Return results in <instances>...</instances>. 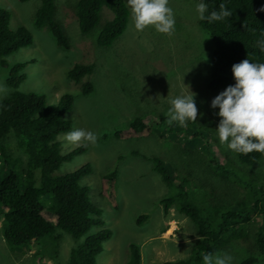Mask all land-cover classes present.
I'll list each match as a JSON object with an SVG mask.
<instances>
[{
  "label": "rangeland",
  "instance_id": "374dc122",
  "mask_svg": "<svg viewBox=\"0 0 264 264\" xmlns=\"http://www.w3.org/2000/svg\"><path fill=\"white\" fill-rule=\"evenodd\" d=\"M77 1L54 0V21L67 39L68 47L64 49L57 45L48 28L34 26L39 0H0V8L10 15L9 27L12 30L23 27L32 35L30 46L0 59V101L12 92L6 84L10 69L15 64H26L21 71L25 78L16 91L42 95L48 105L57 104L62 95H71L72 109L64 116L70 123V131L83 129L96 134L94 144L79 145L68 143L65 134L58 135L56 141L62 155L80 147H84V152L62 163L52 173V176H62L90 167V173L81 179L80 185L88 188L90 202L101 210L103 228L111 233L95 264H125L131 244L139 248L141 264L186 259L198 239L197 229L175 209L163 212L161 200L173 190L161 181L150 159H160L174 179H185L190 201L204 216H211L216 209L222 213L235 208L238 201L249 198L248 192L253 199L254 190L260 205L264 206V155L252 166L238 165L231 150L216 137L218 109H211L209 105L224 89L207 87L213 43L199 27L197 2L169 0L175 24L171 34L165 35L151 26L136 31L124 0L129 12L127 27L110 47L103 48L96 44V36L111 19V13L103 8L99 25L83 35L74 14ZM75 65L93 66L92 73L77 84L67 79V72ZM85 82L92 86L86 95L81 92ZM187 88L195 94L194 125L187 123L186 127H180L158 121L166 118L169 101L187 94ZM135 118L147 122L145 133H127ZM174 125L181 130L175 135L168 129ZM116 132L123 135L115 138ZM193 134H199L200 138L192 139ZM3 144L9 160L6 163L0 160V172L12 167L8 166L11 160L18 161L13 171L21 172L26 159L15 147L12 136ZM214 151L218 160L235 159L232 162L242 171L241 181L249 183L251 188L242 185L247 189L242 190L229 182L232 179H221L215 173ZM111 173L109 190L103 178ZM35 175L38 186V172ZM41 204L44 219L54 225V217L48 210L50 201L43 198ZM142 215L147 219L137 224ZM260 225L264 228V220L255 214L244 227L245 236L226 241L215 254L230 256L231 264H240L250 256L256 258L254 264H264V257L255 246ZM97 230L93 227L89 234ZM54 236L58 238L56 241L43 237L23 248H11L0 228V264H66L70 249L82 239L76 241L58 228Z\"/></svg>",
  "mask_w": 264,
  "mask_h": 264
},
{
  "label": "trees",
  "instance_id": "16d2710c",
  "mask_svg": "<svg viewBox=\"0 0 264 264\" xmlns=\"http://www.w3.org/2000/svg\"><path fill=\"white\" fill-rule=\"evenodd\" d=\"M26 2L28 0H18ZM199 2V0H194ZM207 5L205 19H199V27L209 36L213 43L210 57L209 79L207 87L211 90L224 89L234 83L231 66L241 60L264 63V12L258 11L264 0H204ZM224 3L230 11V16L220 21L207 19L211 11H219V5ZM111 13V19L104 23L96 36L99 47H110L125 31L129 19V12L124 0H78L75 6V17L79 32L83 35L91 33L100 22L102 9ZM54 0H39V7L35 13L34 26L37 29L48 28L57 45L66 49L67 39L61 27L54 21ZM10 15L0 8V59H3L21 48L31 45L32 35L19 27L12 30L9 27ZM26 64H15L6 79L7 86L12 92L0 101V160H9L4 140L12 136L15 147L26 159L21 172H14L18 167L17 160L7 163L10 169L0 172V228L5 242L11 248H23L32 241L43 237L54 236L58 228L74 240L82 241L70 249L66 264H95V259L103 250V243L111 233L104 229L101 210L90 202L89 191L80 185L83 177L90 173V167L85 166L74 172L62 176H52L64 162L70 161L76 155L84 152L80 147L67 155H62L56 137L70 131V123L64 116L72 109V96L62 95L55 105H48L45 97L34 93L16 91L24 80L21 73ZM92 65H75L67 72V79L79 83L84 77L92 73ZM92 91L89 82L81 85L82 94ZM167 121V118H158ZM188 125L193 126L194 122ZM147 122L135 118L128 127V134L145 133ZM173 135L181 130L179 126L168 128ZM185 131V130H184ZM123 134L113 133L115 138ZM125 135V134H124ZM105 137V136H104ZM107 137V136H106ZM200 138L193 134L192 139ZM202 138V137H201ZM236 158L235 163L242 166H252L260 160L262 154L252 152L238 154L231 151ZM217 159L214 164L215 173L221 179H232L229 182L250 187L249 183L241 181L242 171L234 166V160H225L213 152ZM154 171L161 181L170 189L172 194L161 200L163 212L175 209L187 217L197 229L198 239L195 241L192 253L183 260L163 264H202V255L215 254L221 246L229 240L241 239L244 227L247 226L255 214L264 220V206L248 192L249 198L238 201L233 209L220 213L216 209L211 216H204L199 207L194 205L185 188V179H174L166 165L157 158H152ZM39 174V184L36 185L35 173ZM113 173L103 179L106 188L110 190ZM232 177V178H231ZM233 179H236L234 181ZM228 181V180H227ZM240 182V183H238ZM263 190V187L260 188ZM48 198L49 212L55 223L52 225L43 217L41 200ZM147 217L140 216L136 222L143 223ZM98 228L97 232L89 234L91 228ZM255 246L264 257V228L262 225L255 234ZM129 256L125 264H141L139 248L133 244L128 246ZM256 258L250 256L240 264H254Z\"/></svg>",
  "mask_w": 264,
  "mask_h": 264
},
{
  "label": "clouds",
  "instance_id": "9594fccd",
  "mask_svg": "<svg viewBox=\"0 0 264 264\" xmlns=\"http://www.w3.org/2000/svg\"><path fill=\"white\" fill-rule=\"evenodd\" d=\"M131 13L133 27L143 31L151 26L156 32L170 35L174 30V16L168 6L169 0H126ZM207 5L199 0L195 11L199 19H205ZM264 12V4L258 9ZM230 16L224 3L219 11H211L207 19L220 21ZM264 51V47L261 48ZM234 83L226 86L210 101L211 109H218L219 117L215 129L216 137L221 145L238 154L252 152L264 155V63L241 60L231 66ZM188 90V88H187ZM194 93L177 95L169 101L170 107L165 113L169 124L186 127L187 123L197 118V107ZM96 134L83 129H74L65 133V140L73 145L96 142ZM202 264H231V257L226 254L205 253L201 257Z\"/></svg>",
  "mask_w": 264,
  "mask_h": 264
}]
</instances>
